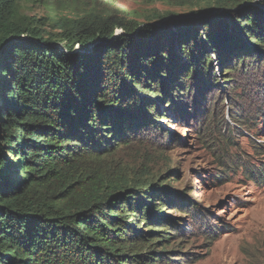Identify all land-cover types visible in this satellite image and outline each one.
<instances>
[{"label": "rangeland", "instance_id": "374dc122", "mask_svg": "<svg viewBox=\"0 0 264 264\" xmlns=\"http://www.w3.org/2000/svg\"><path fill=\"white\" fill-rule=\"evenodd\" d=\"M237 2L242 5L226 8L213 0L15 1L14 22L59 47L71 20L110 16L134 26L133 35L143 32L139 46L155 53L141 85L127 79L123 89L105 75L100 81L108 97L147 99L141 109L149 126L134 102L128 107L111 97L98 109L103 124L76 131L67 143L72 150L65 163L77 168L65 165L67 178L41 188L45 203L65 211L90 199L106 202L117 191L137 203L138 211L112 206L122 209L113 213L122 236L114 240L116 251L106 255L101 248L103 264H264V0ZM216 10L225 11L219 26L226 31L207 37L204 25ZM241 13L255 16L254 23ZM250 25L257 30L252 37ZM117 33L120 39L123 32ZM240 42L245 47L225 58ZM113 113L126 118L121 129ZM5 152L17 161L13 150ZM21 171L11 168L10 177ZM44 258L41 264H88L67 249ZM97 258L92 264H102Z\"/></svg>", "mask_w": 264, "mask_h": 264}, {"label": "trees", "instance_id": "16d2710c", "mask_svg": "<svg viewBox=\"0 0 264 264\" xmlns=\"http://www.w3.org/2000/svg\"><path fill=\"white\" fill-rule=\"evenodd\" d=\"M15 1L0 0V47L8 37H25L0 51V264H41L46 260L45 256L60 249H67L82 263L88 264L99 255V262L103 264L101 248L108 250L106 255L116 251L118 241L114 240L122 236L117 227L118 218L113 214L122 209L112 206L122 203L129 211H138L137 203L126 199L125 191H117L106 202L90 199L86 203H77L72 211H65L55 204L45 203L41 188L52 178L66 177L69 171L65 165L77 168V165L65 163L70 160L65 153L70 151L71 154L72 150L67 143L76 131L103 124L104 113L98 109L105 107L111 97L116 101L122 99L120 101L127 106L134 102L142 114L139 118L149 126L145 109H141L147 99L141 100L137 94L129 98V93L120 98L108 97L104 95L100 81L105 75L113 78V85L123 89L127 88V79L131 85H141L152 68L148 63L155 64L151 58L155 53L144 52L143 46H139L141 40L137 36L142 37L143 32L133 35L136 32L134 26L126 28L110 16L71 20L67 32L62 35L66 44L59 47L49 39H42L33 29L27 33L14 22L18 13ZM201 1L204 0H178V3ZM213 1L226 8L242 5L237 0ZM250 12L248 10L247 14ZM247 14L241 13L240 17L246 21L252 19L251 23H254L255 16ZM212 17L210 24L204 25L209 28L206 36L210 37V32L216 29L224 35L226 30L219 26L223 16L214 13ZM250 27L252 37L256 28ZM118 30L123 32L120 39H116ZM148 38L144 37V41ZM97 39L102 44L86 53L71 51L76 45L86 51L87 45ZM259 39L264 42V35ZM244 43L233 44L224 51H227L224 57L245 47ZM92 50L96 53L90 54ZM218 59L221 63L222 59ZM164 96L169 100L170 95ZM112 119L117 129H121V123L126 120L116 113L112 114ZM6 149L15 152L17 161L8 158ZM15 167L25 174L11 178L9 170ZM114 197H118L117 200Z\"/></svg>", "mask_w": 264, "mask_h": 264}, {"label": "water", "instance_id": "95a60500", "mask_svg": "<svg viewBox=\"0 0 264 264\" xmlns=\"http://www.w3.org/2000/svg\"><path fill=\"white\" fill-rule=\"evenodd\" d=\"M207 11H214V10H207ZM217 12L216 13H220V14H222L223 12H225V11H223V10H221V11H219V10H216ZM204 12H201V13H198V14H203ZM198 14H196V15H198ZM161 21H163V19H161ZM134 29H135V27H134ZM137 29H135V31H136ZM22 39H24L23 37H8V39L7 40H5V42L1 45V47H0V51H2V50H4V49H6L10 44H12L13 42H15V41H20V40H22ZM99 44H102V42L100 41V40H94V41H92V42H90L88 45H87V50L88 49H91L92 47H94L95 45H99ZM63 49V48H62ZM71 51L72 52H75L76 50L75 49H71Z\"/></svg>", "mask_w": 264, "mask_h": 264}]
</instances>
